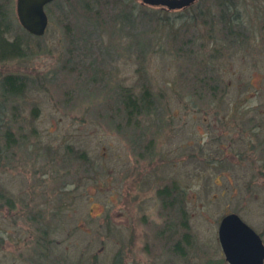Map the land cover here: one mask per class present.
<instances>
[{
  "label": "rangeland",
  "instance_id": "1",
  "mask_svg": "<svg viewBox=\"0 0 264 264\" xmlns=\"http://www.w3.org/2000/svg\"><path fill=\"white\" fill-rule=\"evenodd\" d=\"M198 1L55 0L34 35L0 0L28 45L0 60L25 80L0 106V264H230L222 217L264 230V0L231 34Z\"/></svg>",
  "mask_w": 264,
  "mask_h": 264
},
{
  "label": "water",
  "instance_id": "2",
  "mask_svg": "<svg viewBox=\"0 0 264 264\" xmlns=\"http://www.w3.org/2000/svg\"><path fill=\"white\" fill-rule=\"evenodd\" d=\"M54 0H17V15L31 34L43 35L49 24L46 6ZM169 9L184 8L197 0H142ZM219 240L230 264H264V243L255 229L235 212L224 215L219 224Z\"/></svg>",
  "mask_w": 264,
  "mask_h": 264
},
{
  "label": "trees",
  "instance_id": "3",
  "mask_svg": "<svg viewBox=\"0 0 264 264\" xmlns=\"http://www.w3.org/2000/svg\"><path fill=\"white\" fill-rule=\"evenodd\" d=\"M55 1V0H54ZM199 0L197 4L200 3ZM243 1V0H242ZM194 5V4H193ZM214 6L219 11V17L222 23V27L226 30L227 33L231 34L234 30H236L237 26L242 25V17H243V10L240 7L239 0H214ZM195 6V5H194ZM193 6V7H194ZM211 6L208 8L207 11H211ZM205 11V10H204ZM5 10L1 7L0 8V60H5L14 57H21L26 53V47L23 43V38L8 37L7 33L10 31L9 26L4 23L5 19ZM206 13V12H205ZM23 39V40H22ZM25 80H22V76L14 73L5 74L0 80V89H1V96L2 100L0 106L4 99H8L14 97L25 89L24 87ZM132 91L128 88L121 92V101L127 113L130 115L134 113H146L150 111L154 104H153V96L151 89L149 86H144L141 92V95L135 96L131 93ZM8 140H11V136L9 131H7ZM161 196L165 200L168 196L167 190L161 191ZM168 203L165 200L164 206H167ZM177 250L180 251L179 248ZM181 252V251H180Z\"/></svg>",
  "mask_w": 264,
  "mask_h": 264
},
{
  "label": "flooded vegetation",
  "instance_id": "4",
  "mask_svg": "<svg viewBox=\"0 0 264 264\" xmlns=\"http://www.w3.org/2000/svg\"><path fill=\"white\" fill-rule=\"evenodd\" d=\"M261 184H264V183H262L261 182ZM250 225V224H249ZM253 227V226H252ZM255 229V228H254ZM255 231L260 235V237L262 238V241H263V243H264V230H262V231H257L256 229H255Z\"/></svg>",
  "mask_w": 264,
  "mask_h": 264
}]
</instances>
